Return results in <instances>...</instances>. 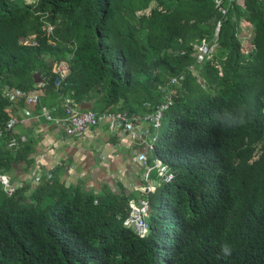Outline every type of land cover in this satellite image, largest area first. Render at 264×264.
<instances>
[{"label":"trees","instance_id":"16d2710c","mask_svg":"<svg viewBox=\"0 0 264 264\" xmlns=\"http://www.w3.org/2000/svg\"><path fill=\"white\" fill-rule=\"evenodd\" d=\"M37 72L128 117L169 97L152 155L174 178L148 196L143 238L123 227L130 196L0 184V264H264V0H0V175L30 152L10 128L24 99L3 90L29 94Z\"/></svg>","mask_w":264,"mask_h":264},{"label":"crops","instance_id":"0c3cea01","mask_svg":"<svg viewBox=\"0 0 264 264\" xmlns=\"http://www.w3.org/2000/svg\"><path fill=\"white\" fill-rule=\"evenodd\" d=\"M53 72L63 78L67 74L65 64L53 68ZM72 95V92L63 94L59 86L46 84L44 79L35 108L26 107L30 104L23 95L15 98L14 101H19L22 97L24 105L13 112L12 133L15 143L26 144L30 152L28 161H18L8 174L11 184L17 188L27 187L29 196L43 185L50 199L99 194H122L130 196L131 200L139 199L142 194L138 188L144 185V171L136 156L145 154L148 164L153 163L149 146H144L143 140L133 139L130 134L111 130L106 122L83 135H65L61 111L63 99L74 100L80 111L98 115L106 112L101 103L97 104L89 96L78 97L77 102L70 97ZM95 105H98V112L94 111ZM143 128V125L135 126V135Z\"/></svg>","mask_w":264,"mask_h":264},{"label":"built area","instance_id":"2783aa9c","mask_svg":"<svg viewBox=\"0 0 264 264\" xmlns=\"http://www.w3.org/2000/svg\"><path fill=\"white\" fill-rule=\"evenodd\" d=\"M38 87H42L39 84ZM18 95V93H17ZM16 92L12 90H6V96L13 100L16 96ZM39 100V93L35 92L28 97V102L36 104ZM171 101L169 97L157 104L150 114L142 117H128L125 113H121L117 108L113 112H105L98 115L92 111H80L79 105L70 98L63 99L61 105V111L63 114V129L67 136L83 135L88 131L98 127L102 122H106L111 130L119 131L120 134H130L133 139L136 138L134 128L137 125H143L144 128L138 134L140 135L141 141L145 143L146 139H150L149 143H145V146H149V150L155 145L158 138L157 131L160 126V120L162 114L170 106ZM12 124H10L11 127ZM152 133L155 135L152 136ZM137 161L143 167L144 180H149V173L152 167H149L146 163V155L139 154L136 157ZM153 168L155 169V177L160 181L167 183L173 179V173L163 165L160 160L155 159L153 162ZM2 184L4 189L10 194L13 191L8 182L2 178ZM153 188L147 186L142 188V191H152ZM129 212L127 217L123 221V226L132 229L138 237H143L147 232V223L145 221L148 215V203L145 199H139L137 202H129Z\"/></svg>","mask_w":264,"mask_h":264},{"label":"clouds","instance_id":"9594fccd","mask_svg":"<svg viewBox=\"0 0 264 264\" xmlns=\"http://www.w3.org/2000/svg\"><path fill=\"white\" fill-rule=\"evenodd\" d=\"M50 29L51 28H47V30L48 31H50ZM213 47V46H212ZM204 49V51H201V49ZM197 50H198V53L195 55L196 57V62L197 63H200L202 60H203V58H209V57H211V54H212V52L211 53H209V48L208 47H206V46H200V47H198L197 48ZM207 51V52H206ZM204 52H206V53H204ZM189 70H193L192 69V67H189ZM58 83V81H56V84ZM177 84V85H180L179 84V79L178 78H174V79H171V80H169V83L168 84ZM39 84H42V87H38V85ZM39 84H36V88L37 89H42L43 87H44V80L42 79V82L41 83H39ZM54 85V86H57V85ZM8 88H4V90H3V94L6 96V90H7ZM8 90H12V91H14V92H16V95H17V93H18V95L15 97V98H18L20 95L22 96L24 93H19V92H17V91H15V90H13V89H8ZM35 92H38V91H35ZM34 92V93H35ZM24 96V95H23ZM29 96H31V93L29 92V94L28 95H25L24 97H26V99L28 100V97ZM8 99H9V101H13V100H15V98L13 99V100H11L8 96H6ZM165 98H166V96L165 97H163L162 99H160V101L162 102L163 100H165ZM25 99V100H26ZM39 99H40V95H39ZM38 102H39V100H38ZM38 102L36 103V104H33V105H37L38 104ZM29 103V102H28ZM29 104H31V103H29ZM62 105V104H61ZM79 105V104H78ZM115 108H117L118 109V107H115ZM114 108V109H115ZM82 112H84V111H82ZM105 113V112H104ZM11 123H12V125H11V127L10 128H12V126L14 125V123L12 122V120H11ZM246 123V119H245V117H244V115L243 114H240L237 118H236V120L233 122V123H231L229 126H243L244 124ZM143 144H145L144 142H143ZM145 146V145H144ZM153 148V147H152ZM149 150H147V152H148ZM150 152H152V149L150 150ZM145 155V154H144ZM138 156V155H137ZM136 156V157H137ZM154 160L155 159H153V162H154ZM159 160V159H158ZM138 162V161H137ZM139 163V162H138ZM146 163H147V165L149 166V167H152V169H151V171H150V173H149V180L148 181H145L144 180V185H142L140 188H138V190H139V192L142 194V196L139 198V199H145L146 201H147V203H148V215H149V202H148V196H150L151 194H153L155 191H156V186L157 185H159V186H161V185H163V184H166V183H164V182H162V181H160L159 179H157L156 177H155V169L153 168V163H151V164H148V162H147V157H146ZM140 164V163H139ZM164 165V164H163ZM142 167V166H141ZM142 169H143V167H142ZM144 171V170H143ZM152 172H154L153 173V175H154V180H151V178H150V176H151V173ZM171 173H173V172H171ZM2 178H4L7 182H8V184L11 186V187H13L14 189H15V187L11 184L12 182L10 181V179H9V177H8V175H0V184L3 186V189H4V185L2 184ZM173 178H174V174H173ZM171 181V180H170ZM169 181V182H170ZM168 183V182H167ZM147 186H150V187H152L153 188V190L152 191H147V192H145V191H142V188H146ZM14 189H13V191L9 194L5 189H4V191L8 194V195H11L13 192H14ZM139 199H137L136 201H134V202H137ZM130 201H133V200H130ZM129 201V202H130ZM128 215V214H127ZM148 215H147V217H148ZM127 217V216H126ZM125 217V218H126ZM147 217H146V219H145V221H146V223H147ZM124 218V219H125ZM124 219H123V221H124ZM124 227V226H123ZM125 228H127V227H125ZM127 229H130V228H127ZM130 230H132V229H130ZM133 231V230H132ZM147 231H148V225H147ZM134 232V231H133ZM135 233V232H134ZM146 234H147V232H146ZM145 234V235H146ZM144 235V236H145ZM138 236V235H137ZM143 236V237H144ZM143 237H139V238H143ZM221 251L225 254V255H230V253H231V250H230V248L228 247V245H224V246H222V249H221Z\"/></svg>","mask_w":264,"mask_h":264},{"label":"rangeland","instance_id":"374dc122","mask_svg":"<svg viewBox=\"0 0 264 264\" xmlns=\"http://www.w3.org/2000/svg\"><path fill=\"white\" fill-rule=\"evenodd\" d=\"M16 1H17V3H21V2L33 3V2H34V0H16ZM240 35H241V37H243V33H241ZM243 39H245V37H243ZM246 39H247V40H246V42H245V44H244V49L248 50V49L250 48L252 42H251V39H250L249 37H247ZM244 41H245V40H244ZM214 46H215V45H214ZM214 46L211 47V48H209V53H211V52L214 51ZM201 51H204V49L202 48ZM206 52H207V51H206ZM206 52H204V53H206ZM48 60H49V57H48V56L44 57V61L47 62L48 64H50V61H48ZM32 77H33V76H32ZM41 90H42V89H37V88L35 87L30 93H31V95H32V94H34L35 91H38V93H39V95H40ZM26 107H27L28 109H30L31 107H34V108H35V105L30 104V105H27ZM94 111H95V112H98V111H99L98 105H95V109H94ZM161 124H162L161 129H159V130L157 131L158 139H159V137H160V135H161L160 132L162 133V129H163L164 125H165V121H164V119L161 121ZM154 135H155V134L152 133V136H154ZM136 140H140V141H141V139H140V135H137V136H136ZM147 140H148V141H147ZM149 142H150V139H146V140H145V143H149ZM158 189H159V185L156 186V191H158ZM79 197H80V195H79ZM42 200H44V201H46V202H47V201H48V202H53V201L55 200V198H53V199H48V198H45V199H44V198H43Z\"/></svg>","mask_w":264,"mask_h":264},{"label":"water","instance_id":"95a60500","mask_svg":"<svg viewBox=\"0 0 264 264\" xmlns=\"http://www.w3.org/2000/svg\"><path fill=\"white\" fill-rule=\"evenodd\" d=\"M35 85L36 84H39L42 82V78H40V73H36L34 76H33V81H32Z\"/></svg>","mask_w":264,"mask_h":264}]
</instances>
